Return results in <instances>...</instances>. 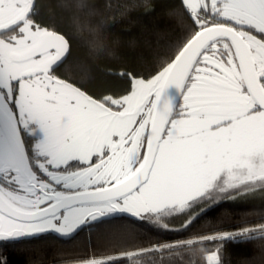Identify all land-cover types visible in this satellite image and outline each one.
I'll use <instances>...</instances> for the list:
<instances>
[{
	"label": "snow or ice",
	"instance_id": "6c2138e0",
	"mask_svg": "<svg viewBox=\"0 0 264 264\" xmlns=\"http://www.w3.org/2000/svg\"><path fill=\"white\" fill-rule=\"evenodd\" d=\"M40 8L0 0V264H44L23 246L47 234L73 239L106 218L190 231L225 201L264 197V0H179V34L153 48L149 67L116 73L126 86L111 94L93 90L90 74L68 73L73 38ZM95 32L96 54H114ZM246 243L255 252L233 261L228 246ZM140 252L161 257L147 264L185 254L264 264V221ZM121 254L73 264L134 255Z\"/></svg>",
	"mask_w": 264,
	"mask_h": 264
},
{
	"label": "trees",
	"instance_id": "16d2710c",
	"mask_svg": "<svg viewBox=\"0 0 264 264\" xmlns=\"http://www.w3.org/2000/svg\"><path fill=\"white\" fill-rule=\"evenodd\" d=\"M79 2L39 0L41 19L73 38L72 59L67 71L77 77L90 74L89 86L95 91L111 94L122 90L126 84L116 73L125 67H137L138 70H142L140 65L149 67L153 48L179 34L175 16L179 0H86L92 5L89 9L75 7ZM146 2L152 7H144ZM97 28H101L100 35L114 54H96L92 41L96 38ZM262 221L264 197L256 193L244 200L223 202L222 206L191 226L190 231H179V221L170 226L172 231H158L120 218L89 226L73 239L47 235L48 239L34 240L23 247L29 250L26 255L42 260L44 264H73L75 259L86 255L103 256L107 253L125 259L122 250L134 253L127 257L128 264H133L140 256L144 258L139 259V264H147L149 260L161 259L140 252V246L147 247L149 242L185 240L197 233H211L215 227L233 230L240 225L252 226ZM228 251L235 261L242 254L252 255L255 248L251 243L230 244ZM23 258L13 254L16 261ZM164 259L175 260L178 264H188L189 260L193 264H206V254Z\"/></svg>",
	"mask_w": 264,
	"mask_h": 264
},
{
	"label": "flooded vegetation",
	"instance_id": "af4514ba",
	"mask_svg": "<svg viewBox=\"0 0 264 264\" xmlns=\"http://www.w3.org/2000/svg\"><path fill=\"white\" fill-rule=\"evenodd\" d=\"M39 139V137H34V136H29L28 140L30 144H34L37 140ZM106 221H109L108 219H105ZM89 226H84L82 227L80 230H78L77 234H75L74 236L80 234L83 230H86ZM47 235H53L55 237H59L57 234H47ZM62 238V237H61Z\"/></svg>",
	"mask_w": 264,
	"mask_h": 264
},
{
	"label": "water",
	"instance_id": "95a60500",
	"mask_svg": "<svg viewBox=\"0 0 264 264\" xmlns=\"http://www.w3.org/2000/svg\"><path fill=\"white\" fill-rule=\"evenodd\" d=\"M170 92H171L172 95H175V89H171ZM106 219H107V218H106ZM108 220H109V219H108Z\"/></svg>",
	"mask_w": 264,
	"mask_h": 264
}]
</instances>
